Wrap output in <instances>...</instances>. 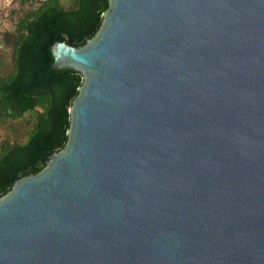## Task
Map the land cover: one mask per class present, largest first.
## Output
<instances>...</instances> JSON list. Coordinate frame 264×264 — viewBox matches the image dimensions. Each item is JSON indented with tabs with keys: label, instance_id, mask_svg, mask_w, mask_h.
Instances as JSON below:
<instances>
[{
	"label": "water",
	"instance_id": "95a60500",
	"mask_svg": "<svg viewBox=\"0 0 264 264\" xmlns=\"http://www.w3.org/2000/svg\"><path fill=\"white\" fill-rule=\"evenodd\" d=\"M67 142L0 197V264H264V0H107Z\"/></svg>",
	"mask_w": 264,
	"mask_h": 264
},
{
	"label": "trees",
	"instance_id": "16d2710c",
	"mask_svg": "<svg viewBox=\"0 0 264 264\" xmlns=\"http://www.w3.org/2000/svg\"><path fill=\"white\" fill-rule=\"evenodd\" d=\"M107 0H75L64 9L59 0H46L15 25L11 71L0 77V120H18L36 111L24 142L0 147V197L24 177L40 172L67 142L68 110L81 86V74L51 71V47L65 42L82 47L95 35Z\"/></svg>",
	"mask_w": 264,
	"mask_h": 264
},
{
	"label": "rangeland",
	"instance_id": "374dc122",
	"mask_svg": "<svg viewBox=\"0 0 264 264\" xmlns=\"http://www.w3.org/2000/svg\"><path fill=\"white\" fill-rule=\"evenodd\" d=\"M46 0H0V77L11 71L15 25L28 12L37 9ZM64 9L74 7L75 0H59ZM35 112L24 114L18 120H0V147L13 141L24 142L32 129Z\"/></svg>",
	"mask_w": 264,
	"mask_h": 264
}]
</instances>
